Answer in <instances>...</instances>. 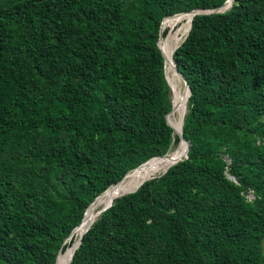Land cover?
Masks as SVG:
<instances>
[{
	"label": "trees",
	"instance_id": "16d2710c",
	"mask_svg": "<svg viewBox=\"0 0 264 264\" xmlns=\"http://www.w3.org/2000/svg\"><path fill=\"white\" fill-rule=\"evenodd\" d=\"M225 2L0 0V264H56L99 195L179 145L161 25ZM173 58L188 157L111 201L69 264H264V0L195 15Z\"/></svg>",
	"mask_w": 264,
	"mask_h": 264
},
{
	"label": "bare ground",
	"instance_id": "6f19581e",
	"mask_svg": "<svg viewBox=\"0 0 264 264\" xmlns=\"http://www.w3.org/2000/svg\"><path fill=\"white\" fill-rule=\"evenodd\" d=\"M231 3L232 2L230 0L227 3L226 7H230ZM179 15L180 16L175 19L173 18L175 16L171 17L168 20L170 21L168 25L172 26L174 23L176 24L178 20L182 19L187 21V24L185 26L186 29L182 33L180 29L179 32L170 35L169 40L163 43L166 48V52L164 54L165 74L168 79L167 81H169L168 83H170V86L173 90V110L169 114V122L174 126L176 130L182 129L186 112V105L187 101L189 100V91L186 89H184L183 91L180 90L179 79L181 77L175 72V68L172 65L173 55L175 49L180 45L183 38L180 36V33L181 35H186L189 33L190 19L192 17L191 14ZM166 22L164 23V26ZM187 154V144L185 142H182L181 144H179V146H177L176 149L169 152L167 155L154 157L148 160L144 165L130 172L121 182L111 186L104 194L98 197L95 202L88 208L84 215L82 223L75 229L72 237L69 238V242L74 240V243L72 245H69L65 251H61L56 264H68L71 261L74 251L76 250L81 237L88 230V228H90V226L96 221L99 216V211L101 209L107 207L111 201L126 194L128 191H130L137 185H140L141 183L147 181L153 176L164 173L167 169L171 167L172 164L176 163L182 158H185Z\"/></svg>",
	"mask_w": 264,
	"mask_h": 264
},
{
	"label": "rangeland",
	"instance_id": "374dc122",
	"mask_svg": "<svg viewBox=\"0 0 264 264\" xmlns=\"http://www.w3.org/2000/svg\"><path fill=\"white\" fill-rule=\"evenodd\" d=\"M194 10H197V9H194ZM193 11V10H192ZM187 12H190V11H185V12H180V13H176V14H174V15H172V16H168L167 18H165L164 20H163V22L166 20V19H168V18H171V17H173V16H176V15H179V14H185V13H187ZM180 16V15H179ZM178 17V16H177ZM176 17V18H177ZM180 18V17H179ZM175 19V18H174ZM172 21V20H171ZM163 22H162V25H161V29H162V31H161V29H160V38H159V44L161 43V49H162V51H163V54H165V52H166V48H165V46L163 45V43H165V42H167L168 40H169V36L170 35H172V34H175V33H177V32H179L180 31V29H181V33L182 32H184V30L186 29V24H187V21L186 20H182V19H180V20H178L177 21V23L175 24H173L172 26H169L168 24L170 23V21H168V22H166V24H165V26H164V24H163ZM185 24V25H184ZM177 29H178V31H177ZM165 31H166V33H165ZM181 33H180V36L181 37H183L182 38V41H181V43L185 40V38L187 37V35L188 34H186V35H181ZM181 43H180V45H181ZM179 45V46H180ZM178 46V47H179ZM165 79H166V81L168 80L167 79V77H166V74H165ZM169 81H167V83H168ZM179 85H180V90L181 91H183L184 89H186V84H185V82H184V80L182 79V78H180L179 79ZM168 85H169V87H170V98H171V100H172V105H173V90H172V88H171V86H170V83H168ZM182 86V87H181ZM172 111V110H171ZM171 111H169L167 114H166V120H167V123H168V121H169V114H170V112ZM187 112H188V101H187V105H186V112H185V116H184V121H185V117H186V114H187ZM174 130V129H173ZM174 133H176L175 131H174ZM177 146H179V145H176V144H173L172 146H171V149H170V151L169 152H171V151H173L174 149H176L177 148ZM168 152V153H169ZM167 153V154H168ZM166 154V155H167ZM230 162V161H229ZM139 167V166H138ZM137 168V167H136ZM135 169V168H134ZM134 169H131L127 174H129L130 172H132ZM126 174V175H127ZM163 174V173H162ZM162 174H158V175H156V176H153V177H157V176H160V175H162ZM125 175V176H126ZM152 178V177H151ZM233 178V177H232ZM109 189V188H108ZM107 189V190H108ZM106 190V191H107ZM105 191V192H106ZM103 194V193H102ZM101 194V195H102ZM101 195H99L98 197H100ZM97 197V198H98ZM96 198V199H97ZM248 198L249 199H252V198H254V196H253V194L252 193H250L249 195H248ZM95 199V200H96ZM95 200L90 204V206L95 202ZM88 210V208L86 209V211ZM86 211H85V213H86ZM85 215V214H84ZM60 253V252H59Z\"/></svg>",
	"mask_w": 264,
	"mask_h": 264
},
{
	"label": "water",
	"instance_id": "95a60500",
	"mask_svg": "<svg viewBox=\"0 0 264 264\" xmlns=\"http://www.w3.org/2000/svg\"><path fill=\"white\" fill-rule=\"evenodd\" d=\"M230 0H226V2L222 5V6H220V7H218V8H215V9H209V10H205V9H197V10H193V11H190V12H187V13H185V14H191V19H190V29H191V27H192V22H193V17L195 16V15H197V14H202V13H223V12H226V11H228L231 7H232V5H233V3H234V1L235 0H231V5H230V7H226V5H227V3L229 2ZM161 31H162V29H161ZM190 31V30H189ZM189 34V33H188ZM188 36V35H187ZM186 39V38H185ZM160 45V44H159ZM178 48V47H177ZM176 48V49H177ZM176 49H175V51H176ZM162 51V50H161ZM174 51V52H175ZM162 54H163V51H162ZM163 56H164V54H163ZM172 65L174 66V68H175V72L184 80V82H185V84H186V90H188L189 91V97L191 96V89H190V86H189V83H188V81L186 80V78L184 77V75L180 72V70L178 69V67H177V65H176V63H175V61H174V58H173V63H172ZM173 110V109H172ZM172 112V111H171ZM170 112V113H171ZM168 124L174 129V131L176 132V134H178L179 135V137H180V142H179V144H181L182 142H185L186 144H187V148H188V151H189V148H190V144H189V141L188 140H186L185 138H184V136H183V125H184V121H183V125H182V129L181 130H176L175 128H174V126L168 121ZM157 157H159V156H157ZM188 157V154L186 155V157L185 158H187ZM184 158H182L181 160H183ZM181 160H179V161H181ZM148 161V160H147ZM146 161V162H147ZM179 161H177L176 163H178ZM146 162H144V163H142L139 167H141L142 165H144ZM176 163H174V164H176ZM173 164V165H174ZM139 167H137V168H139ZM137 168H135V169H137ZM134 169V170H135ZM168 171V169L163 173V174H165L166 172ZM128 175V174H127ZM126 175V176H127ZM126 176H124V178L126 177ZM123 178V179H124ZM152 178H154V177H152ZM152 178H150V179H152ZM122 179V180H123ZM121 180V181H122ZM149 180V179H148ZM120 181V182H121ZM119 183V182H118ZM117 183V184H118ZM140 187V186H139ZM137 190V189H136ZM135 190V191H136ZM132 192H134V191H132ZM132 192H129V193H132ZM105 193V192H104ZM103 193V194H104ZM129 193H126V194H124V195H127V194H129ZM124 195H122V196H124ZM121 197V196H120ZM112 205V204H111ZM110 205V206H111ZM109 206V207H110ZM90 207V206H89ZM88 207V208H89ZM108 207H105V208H103V209H101L100 211H99V215L104 211V210H106ZM77 228V227H76ZM75 228V229H76ZM74 231L75 230H73V232L71 233V235L69 236V238H71L72 237V235H73V233H74ZM88 231V230H87ZM83 237V236H82ZM82 237H81V239H80V241H79V244H78V246H77V248L80 246V244L82 243ZM68 238V239H69ZM76 248V249H77ZM60 253H61V251H60ZM59 253V254H60ZM75 253V252H74ZM59 254H58V256H59ZM58 256H57V258H58ZM73 256H74V254H73ZM72 259H73V257H72ZM72 259H71V261H72ZM70 261V262H71ZM69 262V263H70ZM68 263V264H69Z\"/></svg>",
	"mask_w": 264,
	"mask_h": 264
}]
</instances>
